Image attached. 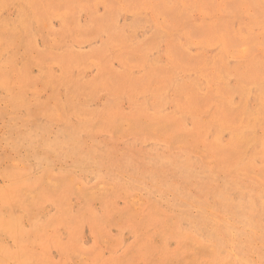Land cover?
Listing matches in <instances>:
<instances>
[{
	"label": "rangeland",
	"instance_id": "rangeland-1",
	"mask_svg": "<svg viewBox=\"0 0 264 264\" xmlns=\"http://www.w3.org/2000/svg\"><path fill=\"white\" fill-rule=\"evenodd\" d=\"M0 264H264V0H0Z\"/></svg>",
	"mask_w": 264,
	"mask_h": 264
}]
</instances>
